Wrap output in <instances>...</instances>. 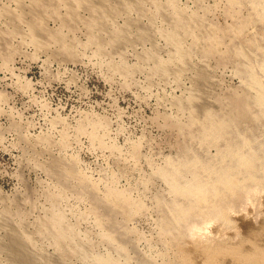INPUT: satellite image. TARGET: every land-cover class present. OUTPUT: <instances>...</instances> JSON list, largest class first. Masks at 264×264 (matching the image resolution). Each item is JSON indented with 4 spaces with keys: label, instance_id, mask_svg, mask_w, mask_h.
Returning <instances> with one entry per match:
<instances>
[{
    "label": "rangeland",
    "instance_id": "obj_1",
    "mask_svg": "<svg viewBox=\"0 0 264 264\" xmlns=\"http://www.w3.org/2000/svg\"><path fill=\"white\" fill-rule=\"evenodd\" d=\"M123 1L128 4L133 1L131 8L134 9L133 11L130 9L128 13L123 12L116 18L107 17L112 27L122 28L126 17L137 18L136 20H142L141 22L147 24L150 19L147 15L151 16L150 12H156L151 3H160V1L165 3L166 0H139L144 4L142 7L146 9L145 12L149 10L144 17L135 7L136 0ZM175 1L188 12L197 10L207 22L221 29L234 22L226 12L225 0H201L200 4H195L194 0ZM0 2V6L18 9L17 0H0ZM116 2L117 0H112L111 3L117 4ZM82 10L81 21L77 23V27L69 29L62 26V22L54 17H49L47 22L50 30L60 31L72 41L71 58L59 53L58 47L54 44L53 46L50 44L49 49L47 46L36 47L27 35L29 30L25 23H22L21 32L11 35V49H5L6 52L4 50L5 53L0 57V212L9 208L13 212V220L24 222L25 234L32 235L38 220L45 216L46 208L50 207L46 193L55 189L54 179L45 172L43 162L48 160L52 153L54 157L76 159L80 170L92 180L98 181L101 189H104L110 179L115 178L114 180L117 179L115 185L120 190L130 189L133 197L142 198L144 210L138 213V216L136 214L137 217L132 218L129 226L136 230L139 250L145 252L144 254L150 253L149 255H154L156 252L157 255L159 251L165 249V245L161 242L159 226L166 210L165 204L169 202L171 194L166 182L155 174L154 165H164L166 159L178 160L188 156L184 151L185 147L191 144L190 136L188 131L179 132L177 127L172 125L170 118L177 114L176 108L171 106L170 102L176 97L182 98L187 94L188 89L191 88L188 79L190 72L186 73L188 77L184 75L181 83H177L170 73L166 75L167 77L151 74L150 71L156 66L155 61L168 60L171 55L169 52L171 48L160 31H153L151 43L150 41L135 42L118 48L111 46V49L110 45L107 46L102 40L107 32L99 33L98 39H91L88 27L90 15ZM59 11L63 13L65 9L60 7ZM246 13L247 11L244 12ZM160 16L157 17L155 27L169 28V23ZM0 26L3 30L10 28L4 20H0ZM252 30L258 44L264 47V26L257 25ZM135 32V29L131 30V35L133 36ZM23 34L25 36H19ZM186 40L187 45L192 42L190 38ZM98 41L103 47H97ZM225 41L229 43L227 37ZM98 49L102 52H98ZM147 52L153 55L149 53L147 56ZM213 57L207 59L216 81L212 98V101H215L218 95L226 97L234 91H241L244 85L231 63L227 62L228 65H225L223 62L220 63L219 56ZM201 59L202 55L199 52L193 54L194 62L199 60L201 62ZM114 64L126 68L111 69V65ZM211 108L214 112L220 109L217 104ZM186 114L187 111L184 112V117L181 115L182 124L186 123ZM80 125H84V131L79 130ZM95 125L102 136L103 145L92 142L87 134ZM192 131H196V128H192ZM245 131L247 135L263 140L261 132L264 136V120H255L252 124H247ZM64 132L69 138L67 148L62 147L59 142ZM237 132L240 134L239 129ZM42 136H51L52 141H57L48 148L49 152L43 150L47 147L42 144L33 148L30 143L34 144ZM29 144L32 149H38L33 150L34 154ZM132 145L138 146L139 156L136 159L130 156ZM192 150L200 159H209L207 153H203L195 144ZM210 153L215 154V149L212 148ZM255 190L251 198L248 197L242 204L229 211L227 222L220 218H210L206 222H195L194 227H188L189 229L185 231V234L189 233L188 244L212 237L215 241L212 247L215 250H227L229 253L250 247V243L255 238H264V187ZM71 193L68 192L63 198L61 207L67 219L75 225L77 233L81 237L87 236L91 239L95 244L94 252L104 253L108 249L113 254L119 255L115 245L109 244L98 234L93 217L85 216L88 202L81 201ZM158 200L161 204H158ZM4 231L5 229L1 227L0 240L5 237L6 231ZM43 238L38 235L33 239L34 245L39 246L36 248L44 255L54 254L51 253L55 252L53 246ZM187 248L190 249L189 246ZM4 254L0 253V264H15ZM220 257L221 261L225 258L232 260V257L223 255V252L220 253ZM238 259L240 258H236ZM67 264L94 263L91 261L88 263L81 257H72L68 259Z\"/></svg>",
    "mask_w": 264,
    "mask_h": 264
},
{
    "label": "bare ground",
    "instance_id": "obj_2",
    "mask_svg": "<svg viewBox=\"0 0 264 264\" xmlns=\"http://www.w3.org/2000/svg\"><path fill=\"white\" fill-rule=\"evenodd\" d=\"M17 1V10L0 6V20L7 22L10 27L5 30L0 29V57L6 52L5 49H11V35L21 32L22 23H25L29 30L27 35L36 47L47 46L48 48L54 44L58 47L59 53L71 58L73 56L72 41L60 31L50 30L47 22L49 17H54L62 22V26L71 29L81 21L82 9L90 15L88 20L90 31H88L91 39H98V34L105 31L108 36L106 35L105 38L102 36V40L107 43V46L110 45L113 48L135 42L150 41L151 43L153 31H160L171 48L169 51L171 55L168 60L155 58L156 66L150 72L161 76L170 73L177 83H181L184 75L188 77L186 73L190 72L188 79L191 82V88L184 97H176L173 102H170L171 106L176 108L177 114L171 117L170 121L179 132L188 131L191 144L185 147L184 152L188 155L185 159H166L164 165H154L155 174L166 182L171 194L169 202L165 204L166 213L164 212L159 226L161 242L165 245V249L159 251L157 255H155L156 252L154 255H149L150 253L144 254L145 252L142 253L139 250L136 230L129 226L132 218L144 210V203L140 196L133 197L130 189L120 190L115 185L117 180H114L115 178L110 179L104 189H101L98 181L92 180L80 170L76 159L75 161L54 157L53 153L48 160L46 159L47 161H42L45 172L54 179V186L51 185L55 189L46 193L50 207L46 208L45 216L38 220L32 235L25 234L24 222L13 220V212L9 208L0 212V226L6 231L5 237L0 240V253H5L15 264H67L68 259L72 257H81L88 263L91 261L94 264H264L263 237L255 238L250 243V247L228 253L227 250H215L212 247L215 242L212 237L195 240L188 244L189 233L185 234L188 227H194L197 221L206 222L210 218H220L227 222L231 209L242 204L248 197L251 198L255 189L264 187V136L261 132L263 140H260L247 135L245 131L247 124H252L255 120H264V47L258 44L252 30L257 25L264 26V0H225L226 12L234 21L225 29L207 22L197 10L188 12L177 5L175 0H166L165 3L159 0L160 3L157 1L155 4L151 3V6L154 5L156 9L155 13L150 12L151 16L147 15L149 10L145 12L143 3L136 0V9L141 16L147 15L150 18L149 23L144 24L142 20H136L137 18L126 17L122 28L112 27L107 17L116 18L123 12L128 13L132 9L133 1L131 4L123 0H117V4H112V0L111 2L109 0ZM200 1L194 0L195 4H200ZM58 7H63L65 12H60ZM245 11H247L246 14H244ZM159 15L166 19L165 21L170 25L169 28L155 27ZM133 29L136 32L132 36ZM226 37L229 43L225 41ZM187 38L192 41L189 45L186 44ZM99 41L96 44L97 47H103ZM98 50V52L101 51V49ZM150 52H147V56ZM195 52L202 55L201 62L193 61ZM55 53L54 55H60ZM212 56H219L220 63L223 62L226 65L228 62L233 65L236 75L244 85L241 91H234L226 97L218 95L216 100L212 101L216 81L207 59ZM125 68L119 64L111 65V69L115 70H125ZM217 84L219 86V83ZM178 86L180 87V84ZM214 104L219 106L218 112L211 110ZM186 111L188 114L185 115L186 123L182 124L181 115L183 116ZM192 128H196V131H192ZM238 129L240 134L237 132ZM79 130L84 131V125H80ZM87 134L92 142L103 145L102 136L98 133L96 125ZM51 136H42L34 144L30 143L33 148L42 144L47 147L43 150L49 152L48 148L55 144L53 142H57L52 141ZM68 139V135L64 132L59 141L60 145L65 147ZM194 144L203 153H207L209 159H200L192 150ZM254 144L257 145L256 149ZM212 148L215 149V154L210 153ZM130 156L134 159L138 158V146L132 147ZM68 192L74 193L71 194L76 195L81 201L88 202L85 216L93 217L98 234L109 244L115 245L119 255L113 254L108 249L104 253L94 252L95 244L91 242V239L87 236L81 237L77 233L75 225L67 219L61 207V202ZM158 204H161L160 200ZM38 235L50 242L55 251L51 253L54 254L44 255L36 248L39 246L34 245L33 239ZM221 252L223 255L232 257V260L225 258L221 261ZM201 256L204 257L200 258ZM236 258L240 259L236 260Z\"/></svg>",
    "mask_w": 264,
    "mask_h": 264
}]
</instances>
